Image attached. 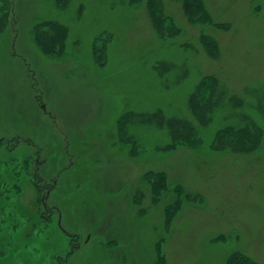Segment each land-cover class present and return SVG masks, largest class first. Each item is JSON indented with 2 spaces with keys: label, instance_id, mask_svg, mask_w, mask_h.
<instances>
[{
  "label": "rangeland",
  "instance_id": "1",
  "mask_svg": "<svg viewBox=\"0 0 264 264\" xmlns=\"http://www.w3.org/2000/svg\"><path fill=\"white\" fill-rule=\"evenodd\" d=\"M234 254L264 264V0H0V264Z\"/></svg>",
  "mask_w": 264,
  "mask_h": 264
},
{
  "label": "trees",
  "instance_id": "2",
  "mask_svg": "<svg viewBox=\"0 0 264 264\" xmlns=\"http://www.w3.org/2000/svg\"><path fill=\"white\" fill-rule=\"evenodd\" d=\"M188 2V1H187ZM192 2V3H190ZM193 2L197 3V1H189V6L193 7L192 4H194ZM202 87V91H200V93L198 94H193L191 99H190V108L191 110L194 112H199L200 115L198 117L201 118L202 115H206L209 112V101L208 99H204L203 95L205 96L207 94V91L210 89V91H212L215 87L214 82L212 81H206L204 82V84L200 85L199 87ZM209 92V91H208ZM211 93V92H209ZM212 95V94H211ZM249 149V146L245 145L243 147V150H247ZM227 264H259L258 262H256L254 259H252L249 256L243 255V254H234L232 256L229 257Z\"/></svg>",
  "mask_w": 264,
  "mask_h": 264
}]
</instances>
